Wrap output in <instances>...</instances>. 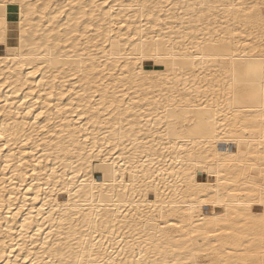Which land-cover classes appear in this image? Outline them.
<instances>
[{
  "label": "bare ground",
  "instance_id": "1",
  "mask_svg": "<svg viewBox=\"0 0 264 264\" xmlns=\"http://www.w3.org/2000/svg\"><path fill=\"white\" fill-rule=\"evenodd\" d=\"M0 4V264H264V0Z\"/></svg>",
  "mask_w": 264,
  "mask_h": 264
},
{
  "label": "snow or ice",
  "instance_id": "2",
  "mask_svg": "<svg viewBox=\"0 0 264 264\" xmlns=\"http://www.w3.org/2000/svg\"><path fill=\"white\" fill-rule=\"evenodd\" d=\"M23 7V6H22ZM235 7V6H233ZM248 7L246 5H242L241 9ZM256 5H252L249 8V12L250 13H254L255 9H256ZM262 12H264V5H260ZM5 9H6V4H0V21H3V23H0V45L6 44L8 42V29H7V19H6V15H5ZM64 12L63 10H61L58 15H63ZM21 17L23 19V11H21ZM21 37L23 38V32H21ZM23 42V39L22 41ZM235 68V65L233 66ZM243 67L241 69V71H243ZM261 84L262 87H264V57H262L261 60ZM245 97L247 98V93H244ZM261 106H262V110H264V95H262L261 97ZM43 113H41L42 115ZM262 123H264V118H262ZM245 131L247 132L248 129L245 128ZM262 143H264V141H262ZM5 147H7V145H5ZM7 165L5 166V170H7ZM217 179H220V174L217 173ZM38 198V197H37ZM252 199H255V197H252ZM206 203L208 201H205ZM262 203H264V199L261 200ZM23 207V206H21ZM26 223H28V221H26ZM42 231L41 229L37 230ZM112 235H115V229H113V233ZM93 248H95V244H93ZM23 251V249H22ZM13 253L11 252H5L4 255L0 256V260H4L7 257H10ZM118 255V254H117ZM21 257L17 256L16 258V264H20L21 261ZM9 264H11V261H9ZM32 264H35V261H32ZM61 264H63V262H61ZM77 264H117V261L114 259H108L107 261L97 258V257H93V256H89L87 259L83 256H78L77 259ZM123 264V262H122ZM133 264H153V262L151 261H147L145 258V254L143 252V250H141L140 256L137 257L136 259H134ZM176 264H180L179 261L176 262ZM185 264H196V261L194 259H190V261L185 262Z\"/></svg>",
  "mask_w": 264,
  "mask_h": 264
}]
</instances>
